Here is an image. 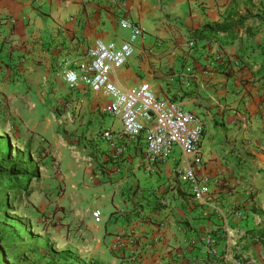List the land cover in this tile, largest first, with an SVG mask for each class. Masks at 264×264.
I'll return each instance as SVG.
<instances>
[{
    "label": "crops",
    "instance_id": "obj_1",
    "mask_svg": "<svg viewBox=\"0 0 264 264\" xmlns=\"http://www.w3.org/2000/svg\"><path fill=\"white\" fill-rule=\"evenodd\" d=\"M242 1L0 0V35L14 38L7 48L15 68L19 72L30 66L44 70L49 103L45 110L29 108L28 114L45 111L49 119L57 113L50 101H62L66 91L61 77L55 76L56 65L85 52L96 39H128L129 30L119 24L122 16H128L143 34L134 42L131 57L115 70L114 81L123 87L147 81L160 98L179 100L203 119L197 159L176 151L157 169H150L141 154V139L124 137L119 120L106 113L104 128L114 130L123 152L114 157V147L98 138L114 187L112 207L96 223L85 221L86 241L102 247L105 264H227L234 261L235 248L239 251L241 244L236 239L237 245L230 247V240L235 241L230 233L237 235L247 221L264 212V173L253 168L264 166V152H259L264 112H228L224 126L216 112L219 98L230 96L232 87L238 86L240 97L248 86L237 78L231 84L217 62L226 52H242L240 46H231L224 39L237 33L236 15ZM206 26L212 30L204 32L205 38L193 37ZM189 40L194 48L187 46ZM32 61L38 64L32 65ZM263 85L259 90L252 87L249 107L254 110L255 102L262 100L258 93H264ZM88 89L80 83L73 92L78 105L86 103L94 110L107 103V98L90 89L87 98ZM259 108L264 111V104ZM226 133L234 141L224 140ZM187 162L199 180H205L200 199L194 197L190 182L179 177ZM248 206H255L257 213L247 211ZM259 245L263 247L261 242ZM225 249L230 252L224 256Z\"/></svg>",
    "mask_w": 264,
    "mask_h": 264
},
{
    "label": "rangeland",
    "instance_id": "obj_2",
    "mask_svg": "<svg viewBox=\"0 0 264 264\" xmlns=\"http://www.w3.org/2000/svg\"><path fill=\"white\" fill-rule=\"evenodd\" d=\"M245 1L239 7L241 12H236V37L226 42L240 46L242 52L227 54L225 51L217 62L220 71L231 78V84L237 78L241 85L248 86L240 97L238 86H231V95L219 98L220 107L216 112L221 115V126L226 125L223 118L228 112L235 114L242 109L249 115L264 112L259 108L264 104L263 92L258 93L263 97L255 102L257 109L249 107L252 87L259 90L264 83V0ZM12 42L14 38L0 35V138L6 143L1 148L6 154L2 161L29 160L39 174L31 177L26 188L29 194L11 193L9 197L14 198L8 208L0 210L1 247L6 249L12 264H105L104 253L99 250L102 247L95 248L85 237L88 230L85 221L96 223L92 211L98 209L105 218L112 207L110 194L114 187L109 183L103 144L98 141L102 131L107 129L104 128L105 105L98 104L94 110L86 103L78 105L72 98L76 90L69 88L57 74L66 91L62 101H50L57 113L49 119L45 111L28 114L29 108L37 106L45 110L49 103L43 82L44 70L30 66L19 72L7 48ZM191 42L193 40L188 41V47L193 46ZM4 48L6 51L2 54ZM33 64L38 63L32 61ZM187 71L193 72L192 69ZM88 91H85L87 98L91 95ZM21 108L23 112L19 111ZM227 135L224 140L234 141ZM259 147V152H264L261 142ZM253 168L264 173L263 165ZM2 198L0 196V202ZM253 209L257 208L248 206L246 210ZM262 223L264 217L253 216L246 228L237 232L238 238L230 233V238L235 239L230 240V247L237 245L236 239L241 244L239 251L235 248L234 261L227 264H264V249L258 241V226ZM229 252L225 249L224 256ZM118 263L123 264V261Z\"/></svg>",
    "mask_w": 264,
    "mask_h": 264
},
{
    "label": "built area",
    "instance_id": "obj_3",
    "mask_svg": "<svg viewBox=\"0 0 264 264\" xmlns=\"http://www.w3.org/2000/svg\"><path fill=\"white\" fill-rule=\"evenodd\" d=\"M119 24L129 30L128 39L121 42L96 39L85 52L74 55L71 61L60 62L57 74L71 89L83 83L91 91L105 95L107 103L104 110L119 120L124 137L141 139V154L150 169H157L176 151L197 159L204 131L200 115L187 109L179 100L160 98L147 81L123 87L112 78L115 70L131 57L134 42L143 34L142 28L128 16H122ZM116 137L111 129L100 134V139L114 147V157L123 152V147L117 146ZM261 146L264 149V137ZM181 170L179 177L190 182L194 197L200 199L205 180H199L190 162ZM92 215L98 221L101 213L96 209Z\"/></svg>",
    "mask_w": 264,
    "mask_h": 264
},
{
    "label": "trees",
    "instance_id": "obj_4",
    "mask_svg": "<svg viewBox=\"0 0 264 264\" xmlns=\"http://www.w3.org/2000/svg\"><path fill=\"white\" fill-rule=\"evenodd\" d=\"M238 23V21H236ZM211 27H204L202 30L196 31L193 34V37L205 38L206 35L204 32L211 31ZM236 37L235 34H231L225 36L224 39L227 42L232 41ZM6 146V143L0 138V196H2V201L0 202V210L4 208H8L9 202L14 197H9L10 194L21 195V194H29L26 191L28 185L30 183L32 176H38L37 167H32V163L29 160L14 159L10 162H4L2 159H5L6 154L2 153L1 148ZM2 192V193H1ZM257 213L256 210L253 211ZM262 217H264V212L259 213ZM12 230V229H11ZM14 232V231H13ZM13 235H16L14 232ZM258 241L261 242L264 249V229L260 228L258 230ZM14 242V241H12ZM20 245H16L15 247H19ZM0 264H12L9 261V255L6 252V249H3L0 244Z\"/></svg>",
    "mask_w": 264,
    "mask_h": 264
}]
</instances>
